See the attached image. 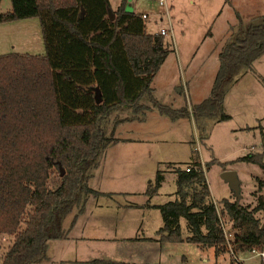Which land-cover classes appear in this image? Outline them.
<instances>
[{"label":"trees","instance_id":"trees-1","mask_svg":"<svg viewBox=\"0 0 264 264\" xmlns=\"http://www.w3.org/2000/svg\"><path fill=\"white\" fill-rule=\"evenodd\" d=\"M126 1L114 10L110 0H11L12 9L0 13V23L39 18L45 42L44 54L0 55V237L13 236L0 264L43 261L49 241L64 236L63 220L83 203V193L99 194L86 186L87 172L116 140L104 128L114 110L132 107L137 113L157 108L174 120L193 118L204 142L205 122L231 118L225 111L228 92L264 54V14L260 23L248 26L238 16L239 23L231 26L233 32L219 53L209 96L190 107L163 104L153 95L152 83L170 48L163 35L147 32L141 14L126 10ZM145 97L151 106L143 105ZM236 160L264 169V152ZM214 162L217 159L206 167ZM189 165L190 170L172 167L178 175L176 199L151 205L161 211V240L184 241V217L190 231L186 240L212 246L219 256L231 250L226 218L237 231L230 240L234 255L264 249L263 223L257 216L264 211V195L257 196L254 207L229 198L217 205L198 150H193ZM163 181L159 171L147 187L149 197L158 193Z\"/></svg>","mask_w":264,"mask_h":264},{"label":"rangeland","instance_id":"rangeland-1","mask_svg":"<svg viewBox=\"0 0 264 264\" xmlns=\"http://www.w3.org/2000/svg\"><path fill=\"white\" fill-rule=\"evenodd\" d=\"M110 2L116 10L121 0ZM169 4L173 31H169L164 39L170 53L152 83L153 94L160 102L174 108L190 107L208 96L207 93L197 94L194 89L203 86L207 69L218 70V52L233 32L231 25L239 23L238 16L243 26L260 23V17L264 14V0H169ZM125 8L138 14H150L146 20L148 33H157L162 26L170 27L167 15H163L162 20L156 15L164 12L156 0H127ZM11 9V0H2L0 13ZM0 27V55L20 52L23 41L29 39H42L44 44L38 18ZM208 30L211 34L205 37ZM187 61H190V68L186 71L183 67L187 66ZM214 72L210 80H214ZM184 87L185 91H182ZM142 103L151 106L148 97L143 98ZM143 111L141 109L136 113L132 107H120L104 120L107 134L116 140L108 144L88 170L86 182V186L99 191V194L86 196V192L83 193V203L76 206L62 223L64 236H67V231H73V235L69 236V245L84 246L82 251L78 247L70 254L63 255L71 258V261L62 262L53 261L52 257L58 256L57 252L47 249V257L33 264H104L94 263L96 259L137 263L154 260L161 264H264L261 257L251 251L244 252L239 261L231 250L216 256L214 247L188 242L186 238L190 231L184 217L180 219L184 241L150 240L160 235L156 232L163 225L160 209L127 208V205L140 203L146 197L152 204L175 200L178 175L172 167L190 166L195 149L205 170L212 199L217 205L223 198L245 206L257 205V196L264 195V169L258 163L236 159L249 153L264 152V54L228 92L225 111L231 118L222 121L208 119L205 122L207 138L204 142L199 138L194 121L186 117L174 120L156 108L148 114ZM135 114L139 119L119 123L115 137L112 134L115 121L118 118H132ZM214 159L217 162L207 168L206 163ZM228 170L238 173L241 182L239 200L222 177V173ZM159 171H163L164 181L158 193L149 197L146 189L150 182L155 181ZM87 200L86 213L80 217L76 228H72L75 211L82 209ZM257 216L264 223V211L258 212ZM223 222L227 237L234 239L237 231L228 219H223ZM90 227L91 232L97 234L91 236L98 239L86 238L81 242L80 237L88 236ZM104 237L127 239H120L115 244L111 242L113 239L102 241ZM144 237L147 240L142 239ZM56 239H51L49 243H59L60 240ZM12 240L13 236L10 235L0 237V263Z\"/></svg>","mask_w":264,"mask_h":264},{"label":"crops","instance_id":"crops-1","mask_svg":"<svg viewBox=\"0 0 264 264\" xmlns=\"http://www.w3.org/2000/svg\"><path fill=\"white\" fill-rule=\"evenodd\" d=\"M34 18H37V17H32V18H26V19H21V20H16V21H10V22H6V23H0V26H3V25H8V24H11V23H13V24H17L18 22H22V21H24V20H29V19H34ZM39 19V18H38ZM39 22H40V20H39ZM232 24V23H231ZM230 24V25H231ZM233 25H236L235 23L234 24H232L231 26H233ZM40 26H41V23H40ZM1 28V27H0ZM41 31H42V29H41ZM211 34V32L208 30V32L207 33H205V37L207 36V35H210ZM41 38H43V34H42V37ZM39 40V41H38ZM43 40H44V38H43ZM223 47V46H222ZM222 49V48H221ZM221 49H220V51H221ZM220 51L218 52V60H219V53H220ZM21 53H28V54H44L45 53V42H44V44L42 43V39H41V41H40V39H38V38H36V39H29V40H27V41H23V47H22V50L20 51ZM167 60V58L165 59V61ZM165 61L163 62V64H162V66L164 65V63H165ZM220 61V60H219ZM186 67H183L184 69L186 68V71H187V69H189L190 68V61H187V63H186ZM162 66H161V68H162ZM160 68V69H161ZM160 69H159V71H160ZM217 69H219V66H218V68ZM158 71V72H159ZM189 71H191V70H189ZM216 71V70H215ZM212 72H214V70L213 69H207V73L205 74V81H204V84H203V86H198V87H196L195 89H194V91L198 94V93H207L208 94V96H209V94H210V92H211V89H212V86H213V82H214V80H210V76H211V73ZM217 72H218V70L216 71V72H214V74H213V78L215 77V75L217 74ZM157 75V74H156ZM156 77V76H155ZM198 78V77H197ZM155 79V78H154ZM215 79V78H214ZM208 80H210L211 82H208ZM213 81V82H212ZM153 82H154V80H153ZM153 87V86H152ZM211 87V88H210ZM209 89H210V92H209ZM153 91H154V88H153ZM181 91V90H180ZM182 91H185V87L184 88H182ZM197 94H195V95H197ZM154 95V94H153ZM207 96V97H208ZM198 97V96H197ZM206 97V98H207ZM156 98V97H155ZM157 99V98H156ZM158 100V99H157ZM195 103H198V102H195ZM185 106V105H184ZM157 109V108H156ZM153 110V108H151V109H149V110H147L145 113L146 114H148L150 111H152ZM187 119H189L190 121H194L193 120V118H189V117H186ZM129 119H131V121H134V120H137V119H139V117H138V115L137 114H135L132 118H118V120L117 121H115V125H114V127H113V134H115L114 136L116 137V133H117V130H118V128H119V123H121V122H124V121H126V120H129ZM179 119V118H178ZM147 190V189H146ZM112 191V190H111ZM125 191H127V190H125ZM128 193H129V191H128ZM87 204H88V200L85 202V204H84V206H82L83 208L81 209H78V211H75L76 213H75V215H74V220H73V223H74V225L72 226V228L74 227V228H76V224L78 223V220L80 219V217L81 216H83L85 213H86V211H87V209H86V207H87ZM151 205H158V204H152L149 200H148V198L146 197V199L145 200H143L142 202H140V203H136L135 205H131V206H129V205H127V208L128 207H130V208H132L133 206L134 207H136V208H141V207H144V208H152L153 206H151ZM156 208V207H155ZM139 210H142V209H139ZM73 212V211H72ZM161 212V211H160ZM163 219V218H162ZM163 226V225H162ZM93 228V227H92ZM93 229H95V228H93ZM160 229H161V227H160ZM160 229H158V230H156V232H158V234H159V230ZM73 232V231H72ZM72 232L71 231H67V236H64V237H62V238H58V239H56V240H60L59 241V243H54V244H56L55 245V247H54V244L52 243V244H50L49 243V245H48V251H49V249L51 250V251H56L57 252V255L58 256H55V257H52V260L53 261H62V262H65V261H71V258H65L63 255H66V254H70L72 251H74V250H77V248L79 247L80 249H81V251H82V249L84 248V246H77V245H69V243L68 242H70V238H69V236L70 235H73L72 234ZM95 232L96 233H98L97 232V230H95ZM82 235H87V234H85V233H83ZM91 235H97V234H93L92 232H91V227H90V229H89V235L88 236H81L80 238L82 239L81 240V242H84L85 241V239L86 238H93V239H95V240H97L98 238L97 237H93V236H91ZM102 235V234H101ZM161 235H159V236H157L156 238H149L150 240H155V241H157V239L159 238V241H163V240H161ZM109 240V239H113L111 242L112 243H117L120 239H127L126 237H124V238H119V239H116V238H108V237H104V239H102V241L104 240V241H106V240ZM142 239H145V240H147V238H142ZM136 240H138V238H136ZM145 240H142V241H145ZM54 241V240H53ZM146 242V241H145ZM85 250V249H84ZM83 250V251H84ZM242 254L243 253H238L237 254V256L236 257H234V258H238V260L239 261H241V257L240 256H242ZM239 256V257H238ZM96 260H107V261H115V262H122V263H130V264H161V263H157V262H154V260H151L152 262H139V263H137V262H123V261H120V260H111V259H96ZM95 261V260H94ZM62 264H64V263H62Z\"/></svg>","mask_w":264,"mask_h":264},{"label":"built area","instance_id":"built-area-1","mask_svg":"<svg viewBox=\"0 0 264 264\" xmlns=\"http://www.w3.org/2000/svg\"><path fill=\"white\" fill-rule=\"evenodd\" d=\"M158 2V4L164 8V12L163 13H157L156 15L160 16V19L162 20L163 19V15H167L169 21H170V27H165V26H162L159 31L155 34H159V35H168L169 34V31L172 32L173 31V26H172V18L170 16V4H169V0H156ZM142 18L147 20L149 19L150 17V14L149 13H142L141 14ZM191 167L188 166L187 167V170H190ZM223 225H224V222H223ZM224 230H225V227H224ZM225 233H226V230H225ZM226 237H227V234H226ZM228 241H229V246H230V249H231V253L232 255L233 254V251H232V246L230 244V240L228 237H227ZM251 252H253L255 255H258L261 257V260L262 262L264 263V249H257V248H254ZM234 257H236V255H234Z\"/></svg>","mask_w":264,"mask_h":264},{"label":"water","instance_id":"water-1","mask_svg":"<svg viewBox=\"0 0 264 264\" xmlns=\"http://www.w3.org/2000/svg\"><path fill=\"white\" fill-rule=\"evenodd\" d=\"M109 14L111 16V19L115 18V13L113 12V10L110 9ZM95 91H96L97 102L100 103L102 101L101 92L99 88H96ZM60 167L62 169V174H64L65 170L63 169L61 164H60ZM222 177L229 183L230 187L233 189L235 194L238 196V200H239L241 198V186H240L241 182H240L238 173L233 170H228L222 173ZM261 227L262 229H264V223L262 224Z\"/></svg>","mask_w":264,"mask_h":264}]
</instances>
